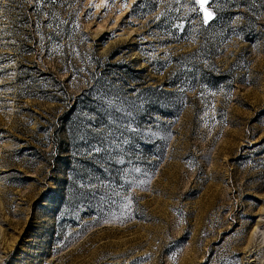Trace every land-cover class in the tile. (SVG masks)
I'll return each mask as SVG.
<instances>
[{
    "label": "rangeland",
    "instance_id": "374dc122",
    "mask_svg": "<svg viewBox=\"0 0 264 264\" xmlns=\"http://www.w3.org/2000/svg\"><path fill=\"white\" fill-rule=\"evenodd\" d=\"M205 10L0 0V264H264V0Z\"/></svg>",
    "mask_w": 264,
    "mask_h": 264
},
{
    "label": "snow or ice",
    "instance_id": "6c2138e0",
    "mask_svg": "<svg viewBox=\"0 0 264 264\" xmlns=\"http://www.w3.org/2000/svg\"><path fill=\"white\" fill-rule=\"evenodd\" d=\"M209 2V0H195V3L200 6V9L204 13V23L207 24L212 18L213 15L209 11L205 10V5ZM124 6L126 7L127 4L125 3ZM138 6V5H137ZM179 27V26H178Z\"/></svg>",
    "mask_w": 264,
    "mask_h": 264
}]
</instances>
